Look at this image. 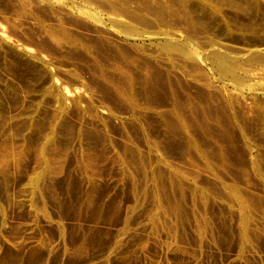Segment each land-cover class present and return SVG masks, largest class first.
<instances>
[{
    "label": "rangeland",
    "instance_id": "1",
    "mask_svg": "<svg viewBox=\"0 0 264 264\" xmlns=\"http://www.w3.org/2000/svg\"><path fill=\"white\" fill-rule=\"evenodd\" d=\"M0 264H264V0H0Z\"/></svg>",
    "mask_w": 264,
    "mask_h": 264
}]
</instances>
